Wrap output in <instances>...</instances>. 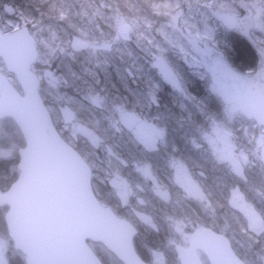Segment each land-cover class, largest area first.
<instances>
[{
	"label": "trees",
	"instance_id": "1",
	"mask_svg": "<svg viewBox=\"0 0 264 264\" xmlns=\"http://www.w3.org/2000/svg\"><path fill=\"white\" fill-rule=\"evenodd\" d=\"M163 1L172 2V0H0L1 26L7 32L25 26L29 28L34 37L36 35L34 31L39 30V27L43 28L44 33L36 37L38 41L42 39L47 44H51L53 52L45 56L40 50L39 52L42 57H39L32 71L39 76L42 74L43 69L48 68L55 76L60 77L63 82L58 90L59 96L71 103L75 102V106H81L76 111L81 121L89 126L90 129L98 133L101 137H106V139L110 137L112 140H116L115 151L117 153L120 151L118 147L120 142L125 145L127 144L126 150H123L122 154L129 156L130 154H135L134 149L128 145V141H125L126 136H122L121 133L116 132V129L112 125L113 119H111V116L114 114L116 104L124 105L125 108L129 107L133 111L134 105L136 106L140 102L138 98L142 99L143 86L149 85L145 81H148L149 78H152V80L155 79L152 68L148 65L153 53L150 48L144 45V41L152 34L147 28L153 32L151 39H156L161 36H158L157 32L160 31V27L169 18L160 5ZM235 1L233 3L237 7L242 2L250 3L252 0ZM260 2L264 7V0H260ZM5 5L13 6L16 9V16H6L3 12ZM129 11L140 20V25L143 27L139 33L143 38L138 47L120 44V51L111 54L96 52L92 49L97 43H101L104 40H111L117 31L123 35L126 34L122 32L121 26L119 28L116 27V21L119 19L118 14L127 15L130 13ZM10 20L17 21L18 24L16 26H10ZM80 36L87 42V45L83 46V48L72 45L73 40ZM219 37L222 45L221 51H223L224 56L235 70L245 73L247 71L252 72V70L254 71L256 69V62L260 54L254 42L236 31H228L223 26L221 27ZM60 46L66 48L67 54L60 52ZM123 46L126 49L129 48L132 53L123 55ZM94 59H96L98 64H93ZM43 61H46L48 65L46 66ZM174 62L178 61L175 60ZM0 70L5 71L16 89L22 93L16 78L14 75L7 73L1 60ZM178 72L182 78L186 79L187 83L185 85L187 86L188 93H190L189 95L197 100L195 101L196 109L183 110L180 108L179 110L176 109L171 112L163 111L160 114L165 116L167 113L170 115L174 114L177 123H182L186 120L190 122L189 143H191L197 137L194 126L197 124L202 125L204 118L208 119L209 116L214 115L215 105L219 101L214 96L209 98L205 88L203 89L202 85H198L199 82L194 81L191 76L188 78L183 70H178ZM39 92L44 100L43 102H45L47 107H50L49 101L54 93L45 86L43 81H41ZM172 96L176 105L184 104V101L179 99L176 94ZM92 97L99 98L102 106L95 107L91 104L88 99ZM198 105L200 106V110H198ZM51 113L53 123L62 138L91 165L93 169L92 185L96 196L105 206L113 209L120 218L130 221L132 225L136 226L138 229V235H136L137 237L135 239L137 251L145 262L153 264L146 253L155 254V252L165 250V244H168V240H170V233L167 230L166 224L160 221L159 218L167 214L171 207H166L165 209L162 207L164 205L158 203V200L155 202L156 205L158 204L157 206L145 207L135 205L131 208L123 207L118 198L108 192L107 187L102 186L100 187L101 190L98 191L94 185L96 183L95 176L99 172L112 170L110 169L111 166H114L119 173V165L116 166L114 164L116 162L113 158L109 159L112 162L111 165L109 164L110 166L106 165V160L101 156L98 157L99 160L97 162V157L93 160L92 156L88 153L89 143L82 142L83 144H81L70 142L61 127L58 114L53 111ZM148 114V118L153 116L152 111ZM0 125L2 129V135H0V151L2 149H9V142L2 140L3 137L8 138V136H12V143L16 146V152L12 158L6 159L0 156V187L2 191H6L17 180L19 175L16 167L19 163L18 151L25 146V141L12 119H5ZM170 128L175 136L173 149L185 153V145L187 143L186 140L180 137L182 134L178 132V125L171 126ZM84 141H86L85 138ZM164 149L166 152L165 147ZM198 157L200 155H193L190 161H199L200 158ZM206 158L202 163L203 165H198L197 169H195V166H192L193 173H195V177L198 180L204 182L203 188L209 198L217 202L218 206L221 207L214 213L216 218L210 221L211 212H209L207 218L206 212L204 213L202 208L199 207L202 205H195L193 203L190 205V202H188L190 205V214L188 216L191 217L190 233L194 232L197 228H211L231 239L236 253L246 264H264V232L261 234L249 232L245 219L229 204L230 194L233 189L237 188L245 194L247 201L264 218L263 166L261 165V168H259L256 166V160L252 162V167L249 171L247 170L245 172V179L220 171V184L217 182L213 184L216 168H214L211 158ZM250 184L253 186L256 185L263 194L257 197L247 188ZM183 210H185V207L177 209L178 212ZM5 212V210L0 209V231L3 230ZM136 212H140L146 216H152V227L146 224L142 225ZM237 241L243 244L242 249L248 255L240 252L241 250L238 248ZM91 246L104 264H111L104 255L106 249L102 245L91 244ZM172 254L170 255L168 253L165 255L168 259L166 264H179V261L174 260Z\"/></svg>",
	"mask_w": 264,
	"mask_h": 264
},
{
	"label": "rangeland",
	"instance_id": "2",
	"mask_svg": "<svg viewBox=\"0 0 264 264\" xmlns=\"http://www.w3.org/2000/svg\"><path fill=\"white\" fill-rule=\"evenodd\" d=\"M235 0H172V2L163 1L162 6L165 13L169 16L168 21L160 27V31L157 32L158 38L151 39L152 34L144 41V45L151 49L153 55L149 59L150 67L155 75V79L149 78L148 86H143L144 91L141 95L142 99L139 103L134 105L132 112H126L130 110L129 107L124 105H115L114 114L111 116L112 125L116 129V132L121 133L122 136H126L125 141H128L131 148H133L135 154L139 151V147L142 149L147 148L149 150L157 149V139L159 133V127H157L149 116V107L152 104L154 92L157 90L156 85H168L173 89L179 99L184 101L187 105V109L195 110V99L188 93L187 86L185 85L186 79L182 78L178 74V70H183L188 78L198 81L204 86L206 94L209 98L217 97V89L211 83L210 71L213 68L215 62L220 63L219 75L220 79H224L229 85L234 84L239 88L240 93L245 98L246 103L254 107L256 105V89L262 90V96L264 98V7L260 0H252L250 3L242 2L240 6L234 5ZM236 2V1H235ZM240 3V2H239ZM130 12V11H129ZM222 14H228L236 21L234 31L245 36L257 46L260 57L257 60L256 69L252 72H239L235 70L229 63L228 59L221 51V34L222 24L218 21V17ZM243 16H242V15ZM119 19L116 21V27H120L123 33L118 31L114 34L111 40H104L101 43H97L95 47L96 52H104L111 54L113 52L120 51L119 46L132 45L137 46L142 42V35L139 34L143 28L140 25V20L129 13L127 15L118 14ZM86 16V15H85ZM10 26H16L17 21L10 20ZM36 25V24H35ZM25 27V26H24ZM35 32V39L37 42L38 51L41 53L52 54L53 47L51 44H47L44 40L39 39L36 36L44 33L43 28L39 27V30ZM137 39V40H136ZM73 46L83 48L87 45V42L80 36L72 42ZM60 52L66 53V48L60 46ZM123 55L131 54L129 48L122 49ZM94 55V54H93ZM42 55L39 52V57ZM178 62H174V61ZM47 66V62L43 61ZM93 64H98L96 59L93 60ZM177 68H179L177 70ZM51 73L52 80L48 76ZM40 81L45 83V86L54 93L50 98V107H48L50 113L53 111L58 114L59 121L63 131L72 143H89V155L96 162L98 157H103L106 160V165H111L110 158L116 162V166L119 165V173L116 168L111 166L110 169L104 172H99L96 177V183L94 184L96 189L100 191V187H107L108 192L115 195L120 201L123 207H133L144 205L143 196L140 190L138 193L136 183L132 180L144 177L147 180L153 179L151 171L147 166H140L142 170L139 172L135 170L137 158L122 156V151L126 150L125 144L120 142L118 147L119 153L115 151L116 140H112L110 137H101L98 133L89 128L81 121V118L76 111L80 105L75 106V102L64 100L58 94V90L62 85L63 80L60 77L54 75L53 72L47 69H43L42 74L38 76ZM202 89V92H203ZM233 92V90H232ZM207 99V97H206ZM95 107H100L101 100L97 97L88 99ZM208 100V99H207ZM120 101H122L120 99ZM218 101V100H217ZM198 110L200 106L198 105ZM52 114V113H51ZM220 120L211 118L206 122L202 120V125L197 124L194 126L196 130H201V143L202 146L193 142L194 148L198 149L202 154L199 161L192 162V166L197 169L198 165L202 164L207 158L210 157L215 170V181L220 184V171L235 177L244 178L239 167H237L236 161H239L243 166V172L249 171L252 167V162L256 160V166L261 168V149L264 145V129L258 128L249 121L245 120L237 106H224L221 107ZM206 126V127H205ZM88 128L91 134H82L80 130L82 128ZM121 136V137H122ZM197 140L200 136L197 134ZM84 138L86 141H84ZM4 141H8V148L0 151L2 158L10 159L15 155V144L12 143L13 137H3ZM200 141V140H199ZM159 144V143H158ZM160 145V144H159ZM91 147V150H90ZM17 148H19L17 146ZM118 149V148H117ZM199 158V157H198ZM234 158V159H231ZM174 169L172 179L170 181V189H163L162 186L155 183L154 189H151L152 193L159 194L160 204L166 207H171L167 214H164V224H166L167 230L170 233V240L165 245V250L162 252L146 253L153 264H166L168 262V253L178 261V255L176 248L178 246H188L191 241V237L194 233L200 231L202 228H197L194 232L190 233V205L191 203L202 208L209 220L212 221L216 218L215 212L220 209L217 202H214L209 198L204 189L197 182V178L193 177L189 171L190 164L184 160L173 159ZM113 161V162H114ZM146 162V160H142ZM96 163L95 161H93ZM139 164V163H138ZM109 165V166H110ZM203 165V164H202ZM263 166V165H262ZM126 169H133L134 173H130ZM109 169V167H108ZM192 169V168H191ZM124 171V172H123ZM197 171V170H195ZM122 174L124 176H122ZM147 175V176H145ZM142 180V178H141ZM134 182V183H133ZM135 184V185H134ZM257 197H260L261 191L255 186L251 185L247 187ZM264 190V188H263ZM190 202V205L189 203ZM197 203V204H196ZM229 204L232 208L238 211L240 215L245 219L246 226L249 232L261 234L264 232V218L261 213L247 201L245 194L240 190L233 189L230 194ZM158 205V204H157ZM156 205V206H157ZM161 206V205H160ZM159 207V206H158ZM185 207L183 211H177L178 208ZM139 221L143 224L152 227V216H146L140 212H136ZM150 217V218H149ZM152 218V219H151ZM236 240V239H235ZM238 248L245 255L242 249L243 244L237 241ZM0 245H4L0 238ZM104 255L110 261L111 264H121L116 262L106 251Z\"/></svg>",
	"mask_w": 264,
	"mask_h": 264
},
{
	"label": "water",
	"instance_id": "3",
	"mask_svg": "<svg viewBox=\"0 0 264 264\" xmlns=\"http://www.w3.org/2000/svg\"><path fill=\"white\" fill-rule=\"evenodd\" d=\"M4 13L8 17L17 14L11 5H5ZM218 19L229 31L235 29L230 15ZM0 59L23 92L0 72V122L12 119L25 141L18 152L17 180L7 191L0 187V208H8L4 221L15 249L24 255L26 264H103L90 246L96 243L122 264H147L135 247L137 228L98 200L91 185V166L55 127L39 92L41 81L31 71L38 50L29 28L4 33L0 27ZM219 67L215 62L210 75L222 104L237 105L245 118L264 128L262 90L256 89L257 104L249 108L241 94H229L220 81ZM48 76L53 79L51 73ZM261 158L264 166V146ZM236 164L244 175L241 163ZM229 241L203 229L187 248L177 247L180 264H204L200 254L208 264H246Z\"/></svg>",
	"mask_w": 264,
	"mask_h": 264
},
{
	"label": "flooded vegetation",
	"instance_id": "4",
	"mask_svg": "<svg viewBox=\"0 0 264 264\" xmlns=\"http://www.w3.org/2000/svg\"><path fill=\"white\" fill-rule=\"evenodd\" d=\"M0 72H2V74L5 75V72L3 70H1ZM210 79H211V75H210ZM220 81H222V83H224L228 87L229 94L231 96H237L238 94H241L239 91V88L236 85H234L232 83H231V85H229L228 83L225 82V80L223 78L220 79ZM211 83H212V79H211ZM198 85H202L201 82L198 83ZM212 85H213V83H212ZM162 86H163L162 89H160V87H161L160 85L157 86V90L154 92V95L152 96L153 99L151 98L152 104L149 107V112H148V113H151V111H152L153 116L152 117L150 116V118L152 119V122L157 127L160 128L159 133H158V139L156 142L157 143V149L149 150L147 148L142 149L141 147H139V151H137L136 154H130L129 155L130 157L135 158V156H136V158H137V162H136L137 164L135 166L134 171H137V169H139L138 171L140 172L142 170V168H140V166H142V165L147 166L149 168V170L151 171L152 176L154 178V181H153V179L147 180L144 177H141L142 178V180H141V178H138V175H137V178L132 179L136 183V188H137L138 193H140V190H142V189L144 190V191H141L142 196H143V201H144V205H141V206H145V207L154 206V205H156V203H155L156 200H159V194H155V193L151 192V189H154L155 183L162 186L163 189L164 188L170 189L169 186H170V181L172 179L173 169H174V163H173L174 160L173 159L184 160V161H186V163L190 164L191 167L189 168V171H190L191 175L195 178V173H193V169H191L192 168V161H190V158L193 155H200V157H202V154L200 153V151L198 149L194 148L193 142L195 144L199 143V145L202 146L201 130H203L204 128H201V129H198L195 131L196 135L198 134L200 136V139H199L200 141L197 140L198 137H196V139H193L191 141V143H189L190 142V138H189L190 137V135H189L190 122H187V120H186L182 123L181 122L177 123L175 121V115L174 114L170 115L169 113H167L166 116L160 114V112H163V111H167V112L170 111L171 112V111H175L176 109L179 110L180 108L183 110H188L187 105L186 104L176 105L173 101V98H172L173 97L172 95L174 94L173 89L171 87H169L168 85H162ZM214 88L217 89L216 86H214ZM232 90H233V92H232ZM217 94L219 96L218 89H217ZM217 100L219 101V103H216V105H215V108H214L215 114L209 116L208 119L204 118V120L206 122H208V120L211 118H215L216 120L217 119L220 120L219 117L221 114V107L223 105L222 104L223 102L221 101L220 97ZM231 106H236V105L232 104ZM250 108H252V106H250ZM126 112H132V110L126 109ZM250 123H253V122H250ZM174 125H178V127H179L178 132H181V134H182L180 137L183 138V140H186L187 145H185V149H186L185 153L175 151L173 149L174 148L173 143L175 140V136H174V132L172 131V129L170 127L171 126L174 127ZM125 147H127V144L125 145ZM164 147L166 148V152L164 151L165 150ZM197 151H199V152H197ZM122 156L126 157L127 154H122ZM142 160H146V162H144ZM124 170H127L130 173H134L133 169L124 168ZM122 176H124V175L122 174ZM145 176H147V175H145ZM243 179H245V175H244ZM196 180L199 183V185L203 188L204 182H201V180H198V178ZM215 183L216 182H213V184H215ZM218 190H220V189L218 188ZM137 206H139V205H137ZM0 209H3V208H0ZM3 210H5L7 212L6 207H4ZM6 212H5V214H6ZM3 220H5V215H4ZM159 220L164 222V220H165L164 215L162 218H159ZM2 228H3V230L0 231V238L3 241L4 245L3 246L0 245V264H26L24 255L21 252H18L15 249L13 242H11L12 240L9 237V233L7 231V226H6L5 221H4V226ZM195 234L196 233H194L192 235L191 241H192L193 237L195 236ZM188 246H183V247L187 248ZM200 256H201L204 264H208V261L205 258V256L203 254H200ZM178 258H179L178 261L180 264V255H178Z\"/></svg>",
	"mask_w": 264,
	"mask_h": 264
}]
</instances>
